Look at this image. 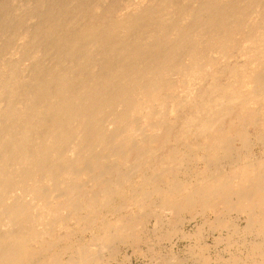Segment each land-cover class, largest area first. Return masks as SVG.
<instances>
[{"label":"bare ground","instance_id":"obj_1","mask_svg":"<svg viewBox=\"0 0 264 264\" xmlns=\"http://www.w3.org/2000/svg\"><path fill=\"white\" fill-rule=\"evenodd\" d=\"M262 140L264 0H0V264H105L152 211L206 209L244 255L213 264H264Z\"/></svg>","mask_w":264,"mask_h":264},{"label":"rangeland","instance_id":"obj_2","mask_svg":"<svg viewBox=\"0 0 264 264\" xmlns=\"http://www.w3.org/2000/svg\"><path fill=\"white\" fill-rule=\"evenodd\" d=\"M254 139V138H253ZM263 142H264V140H262ZM262 141H260V143L259 142H256V145L255 144H253V146H252V152L253 153H256V154H261V153H263L264 152V150H263V148H264V143H263V145H262ZM261 144V145H260ZM258 145V146H257ZM263 147V148H262ZM261 150H263V151H261ZM261 151V152H260ZM258 152H260V153H258ZM197 166H200V164L199 165H197ZM180 174V173H179ZM182 174V173H181ZM180 176H182V175H179V177ZM135 178H136V180L138 179V176H134ZM135 178H134V180H135ZM136 180H135V183H133V184H135L134 186L136 187L137 186V184L138 183H136ZM129 183H127V184H124L123 185V188H124V190L125 189H128L129 187L128 186H125V185H128ZM133 186V187H134ZM129 190V189H128ZM126 191L127 190H125V193H126ZM120 196V195H119ZM118 197V196H117ZM122 198V199H119V198ZM120 197H118L117 199H116V205L118 204V203H120V202H118L119 200L122 202V200H124L123 202H122V204L123 203H125L124 204V206L126 207V205H129V206H127V210L131 213V215H133L135 212L134 211H137V213H135L134 215L136 216V215H138L139 214V208L138 207H133L134 205H130V204H132V203H129V204H127L128 202H126V200H127V198L126 197H124V198H126V199H123V197L122 196H120ZM130 202V201H129ZM123 205H122V211H120V213H126L127 212V210L125 209V207H124ZM131 207H133V208H131ZM125 209V210H124ZM106 210V209H105ZM124 211V212H123ZM132 211V212H131ZM143 211V210H142ZM141 210H140V213L142 212ZM159 210L157 209L156 210V212H158ZM205 211V210H204ZM210 211V212H209ZM119 212V211H118ZM129 212H127L126 214H128ZM134 212V213H133ZM144 212V211H143ZM155 212V211H154ZM155 212V213H156ZM212 212H213V214H212ZM212 212H211V210L210 209H206V211L205 212H201V213H198L193 219H190V220H192V221H189L188 220V218H189V213H188V211H184V212H180L179 213V215H177L178 217L177 218H179V216H180V218L179 219H182V217L184 218V220H183V222L184 223H181L182 221H180V224H179V222L176 220L175 222L174 221H172V222H174V224H169L170 222V220H169V218H163L162 217V215L160 216L159 215V217L161 218V220H160V218H158V214L156 213V215H154L153 214V211H152V214L151 213H149V215H147L146 217H145V219L143 218L142 220L144 221H141L142 223H140V225L139 226H137V227H139V229L138 230H140V231H137L136 232V236H137V238H139L140 237V234H141V238L138 240V242H136V243H134L135 241H128V243L125 245L124 243H122V242H112V243H108V245H107V251H106V249L104 248V250L102 249L101 251H100V253H99V256H100V259H101V257L103 256V258L101 259V261H104L105 262V264H161V262H162V264H163V262H164V264H198V263H200V262H197L198 261V256H197V254H194L195 252H196V247H194L195 246V244H194V242L195 241H193L194 240V238H193V236L191 237V236H189L190 238H188V239H186L187 237H185V238H182V239H179L181 236V230L183 229H185L184 230V232L185 233H192L196 228H195V226L196 225H198L200 222H202L204 219H203V217H205L206 219L205 220H207L208 222H207V226H205L204 228H203V231H202V233H201V235L203 236H201L202 237V242H205L207 245H208V247L207 248H205V250H204V253H205V256L206 255H208V257L209 258H207V260L208 259H210V261L208 260V261H206V262H204L200 257H199V259L200 260H202L205 264H213L214 262H216V261H212V258L213 259H215V257L214 256H216L217 254H225L227 251V248L229 247V250H231V251H234L235 249V251H237V252H240L241 253V256H244V255H242L243 253L241 252V251H239V249L241 248H239V246H236L237 245V236H235V235H237L236 233H234L233 232V227H230V228H224V229H219V231L217 230V229H212V228H209L208 227V223H209V221H211L213 218L212 217H215V216H213V215H216L215 214V212L212 210ZM226 212L227 211H225V212H222V213H225L224 214V216H223V214H222V216L223 217H225L224 219L226 220V223L228 222V224H230L229 226H233V224H242V223H240L241 222V220H240V218L239 217H237L236 218V216H237V214L235 213V212H233V211H228V212H231V213H227L226 214ZM233 212V213H232ZM102 214V216L104 217V219H105V221H111V220H114V218L116 217V215L118 216V213H115V215L112 213V214H110L109 213V211H108V215H106L107 213L106 212H104V208H103V210H102V212H101ZM208 213V214H207ZM142 214V213H141ZM161 214V213H160ZM200 214V215H199ZM206 214V215H205ZM230 214V215H229ZM114 215V216H113ZM202 215H204V216H202ZM109 216V217H108ZM128 216H129V214H128ZM139 216V215H138ZM148 216L150 217V218H148ZM152 216H154V218L152 217ZM157 218H156V217ZM232 216V217H231ZM106 217H107V219H106ZM137 217V216H136ZM188 217V218H187ZM200 217V218H199ZM209 219H208V218ZM102 217H100V219H101ZM111 218H113V219H111ZM187 218V219H186ZM212 218V219H211ZM229 218H231V219H229ZM234 220H233V219ZM235 218L237 219V220H235ZM100 219H98V221H100L101 223L102 222H105L104 221V219L102 218L101 220ZM108 219H110V220H108ZM198 219V220H197ZM202 221H201V220ZM211 219V220H210ZM103 220V221H102ZM162 221V223L160 222V221ZM168 220V221H167ZM188 220V221H187ZM200 220V221H199ZM159 221V222H158ZM164 221H166V222H164ZM237 221V222H236ZM98 223L97 222V224H96V226H98V224H100L101 225V223ZM155 222H157V224L155 223ZM168 222V223H167ZM178 222V223H177ZM234 222V223H233ZM239 222V223H238ZM167 223V224H166ZM196 225H195V224ZM161 226L162 225V227H159V225ZM171 226V228H170V226ZM179 224V225H178ZM164 225H167V226H164ZM174 225H176L177 226V228L174 226ZM210 225V224H209ZM73 225L71 224L69 227H72ZM158 226V227H157ZM180 226V227H179ZM181 226H182V229H181ZM168 227V228H167ZM179 227V228H178ZM206 227H208L207 229H206ZM73 228H75L74 226L72 227V228H70V231L72 232V235H71V237L72 238H70L71 240H68V244H69V242L71 241L72 243L75 241V240H78L79 238V240L77 241V243H84V244H86L87 245V243H88V245H91L93 248H95L96 246H99L100 245V242H99V240L96 238V237H98L99 235H98V233H97V231H99V234L101 233V231L102 230H100V229H98V228H96V227H94L96 230H94L93 229V231H91L92 229H89V232H87V231H83V230H80V231H83V232H81V233H79V230L78 229H73ZM172 228H174V231H173V229ZM232 228V229H231ZM71 229H73V230H71ZM162 231H161V230ZM212 229V230H211ZM228 229V230H227ZM61 229H59L58 230V233L59 234H62V233H64V232H62V230H61V232H59ZM165 230L166 231H168V232H170L169 233V235H171V236H169L168 235V232L166 233L165 232ZM175 230H177V232H175ZM193 230V231H192ZM226 230H227V232H226ZM209 231V232H208ZM218 231V232H217ZM221 231V232H220ZM74 232H77V234H75ZM91 232V233H90ZM158 232H159V234H158ZM161 232V233H160ZM165 232V233H164ZM171 232H173V233H171ZM174 232H175V234H174ZM208 232V233H207ZM230 233V232H232V234H231V236L232 237H234V238H232L231 236V238H228V236L230 235H228L227 237H225L224 235H225V233ZM86 233V234H85ZM93 233V234H92ZM95 233V234H94ZM205 233V234H204ZM212 235H210V234ZM216 233H217V236H216ZM234 233V234H233ZM75 234V235H74ZM96 234H97V236H96ZM160 234H162V237H163V235L164 234H166V236L164 235V237L163 238H161V239H159V236H160ZM180 234V235H179ZM207 234V235H206ZM223 236L221 239L223 240H221L220 239V237H221V235ZM78 235V236H77ZM83 235V236H82ZM92 235V236H91ZM95 235V236H94ZM206 235V237H204ZM77 236V238L75 239V237ZM158 237V238H156V237ZM168 236H169V238H168ZM214 236V238H212ZM91 237V238H90ZM93 237H95L96 238V241L94 240L95 238H93ZM215 237H217V242H218V244H215L216 246H214L213 247V245H214V243H216V241H215ZM219 237V238H218ZM225 237V238H224ZM81 238H82V240H81ZM93 238V242L92 241H90L91 239ZM205 238V239H204ZM212 238V239H211ZM226 238H228V242H229V244L227 243L226 245V247H223L224 245H225V243H226ZM72 239H74V240H72ZM90 239V240H89ZM221 240L220 241V243H219V241L218 240ZM232 241H231V240ZM81 240V241H80ZM190 240V241H189ZM214 240V241H213ZM236 240V241H235ZM85 241V242H84ZM137 241V240H136ZM213 241V242H212ZM234 241V242H233ZM70 242V243H71ZM87 242V243H86ZM95 242V243H94ZM97 242H98V244L99 245H96L97 244ZM192 242V243H191ZM233 242V243H232ZM236 242V245L234 244ZM62 243V242H61ZM60 243V245H59V247H63V246H65L67 243L65 242V241H63V245ZM116 244V247H117V251H116V249L113 247V246H115V244ZM130 243V244H129ZM196 243H198L197 241H196ZM209 243V244H208ZM232 243V244H231ZM73 244H76V241H75V243H73ZM192 245H194V246H192ZM210 245V246H209ZM230 245V246H229ZM112 246V247H111ZM191 246V247H190ZM212 246V247H211ZM106 247V246H105ZM194 247V248H193ZM237 247V248H236ZM99 248V247H98ZM108 248H111V250H112V253H113V251H114V249H115V251H114V253H116V254H114L113 253V256H111L110 258H109V256H110V252H111V250H109ZM113 248V249H112ZM198 248V247H197ZM222 248H224V249H222ZM235 248V249H234ZM239 248V249H238ZM60 249V248H59ZM96 249H97V247H96ZM193 249V250H192ZM214 249H216V250H214ZM211 250V251H210ZM218 250V251H217ZM221 250V251H220ZM223 250V251H222ZM190 251H192V252H190ZM207 251V252H206ZM102 252H103V254H102ZM216 252V253H215ZM220 252V253H219ZM222 252V253H221ZM174 255V257L172 256V254ZM206 253H208V254H206ZM213 253V254H212ZM239 253V254H240ZM109 254V255H108ZM124 254H126L125 256H124ZM191 254V255H190ZM194 256H193V255ZM216 254V255H215ZM108 255V257H106ZM115 255V256H114ZM172 256V257H171ZM196 256V257H195ZM106 257V258H105ZM169 257H171V258H169ZM112 258V259H111ZM128 258V259H127ZM130 258V259H129ZM195 258V259H194ZM107 259V260H106ZM165 261H164V260ZM193 259V260H192ZM106 260V261H105ZM109 260V262H107ZM128 262V263H126V262ZM194 262V263H193ZM211 262V263H210ZM204 263H200V264H204ZM102 264H103V262H102Z\"/></svg>","mask_w":264,"mask_h":264}]
</instances>
